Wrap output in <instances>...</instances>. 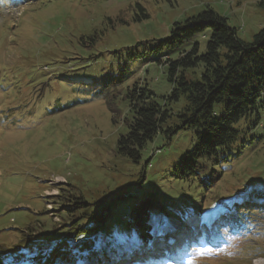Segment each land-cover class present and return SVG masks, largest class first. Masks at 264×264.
<instances>
[{"label": "rangeland", "instance_id": "1", "mask_svg": "<svg viewBox=\"0 0 264 264\" xmlns=\"http://www.w3.org/2000/svg\"><path fill=\"white\" fill-rule=\"evenodd\" d=\"M39 1L0 0V264H41L67 246L52 263L63 264L58 261L72 259L85 241L95 240L99 249L136 243L126 221L146 198L157 201L158 210L164 206L156 214L173 235L174 224L167 220L172 214L196 218L193 209L200 204L204 212L224 207L255 187L259 172L264 175L263 109L257 125L254 119L239 122L243 140L228 162L205 167L203 186L174 177L175 163L196 143L195 131L180 130L169 139L157 134L138 164L118 153L117 141L126 132L128 88L146 87L161 104L170 89L157 61L173 54H150L148 48L174 22L211 8L249 42L264 27L261 0ZM143 41H149L139 49L144 55L128 62L126 53ZM195 42L204 47L197 35L180 50ZM116 50L123 53L113 54ZM124 63L123 82L108 83ZM72 202L85 205L73 212ZM106 207L112 213L104 230L69 233L95 224L98 218L87 216ZM246 232L251 241L239 237L213 248L204 243L183 264H264V257L256 258L264 253V229ZM244 248L249 251L241 252ZM112 257L114 264H132L143 256L113 252Z\"/></svg>", "mask_w": 264, "mask_h": 264}, {"label": "trees", "instance_id": "2", "mask_svg": "<svg viewBox=\"0 0 264 264\" xmlns=\"http://www.w3.org/2000/svg\"><path fill=\"white\" fill-rule=\"evenodd\" d=\"M259 5L264 8V1L261 0ZM197 35L204 40L203 48L195 42L187 50H180L183 44L192 41ZM156 41L148 48L150 54H159L163 50H170L173 54L165 58L164 62L157 61L158 66H162L167 73L170 89L161 104L154 100L153 92L146 87H138L135 83L128 88L125 97L129 107L122 119L126 132L117 141V151L132 163L138 164L142 150L148 142H153L157 134L169 139L180 130H193L196 143L191 151L175 163L174 177L201 185L199 177L208 164L219 168L234 156L236 142H241L244 136L237 129L239 122L254 119L255 126L260 119L259 109L264 110V27L251 41L246 42L239 38L235 27L228 25L225 16L207 8L183 22H174L168 34ZM148 42L136 43L132 47L136 51L131 52L130 49L126 53L127 61L143 56L139 49L144 48ZM112 53L119 55L123 51ZM126 72L127 66L124 63L113 73L115 75L110 76L108 83H122ZM107 103L115 105L113 100ZM171 119L178 121L169 127L167 125H170L168 122ZM259 174L261 177L255 180L257 184L250 188L252 190L246 196L245 193L240 195L242 198L228 203L222 210L223 216L213 228L215 230L219 225H225L218 232L223 238L231 239V230L237 229L238 225L264 229V175ZM211 176L208 175L205 182ZM70 196L68 193L67 198ZM81 205L85 204L72 202L70 209L75 212ZM158 206L157 201L146 198L133 208L126 227L131 230L135 240H149L158 231L159 223L154 215L164 212V206L162 210H158ZM193 210L200 213L202 204ZM99 211V214L91 212L87 216L88 219L96 216L98 221L95 224L88 225L84 230L74 228V232L69 233L80 231L87 234L104 230L112 211L107 207ZM84 216L81 215L80 219ZM171 218L178 222L181 220L173 217V214ZM86 245L85 241L80 249H89ZM66 248L58 252L66 253ZM242 251L245 253L246 248ZM58 252H53L51 259L41 264L57 262L58 255H61ZM257 257H264V253Z\"/></svg>", "mask_w": 264, "mask_h": 264}, {"label": "bare ground", "instance_id": "3", "mask_svg": "<svg viewBox=\"0 0 264 264\" xmlns=\"http://www.w3.org/2000/svg\"><path fill=\"white\" fill-rule=\"evenodd\" d=\"M154 257V256H153ZM257 258V257H256Z\"/></svg>", "mask_w": 264, "mask_h": 264}]
</instances>
